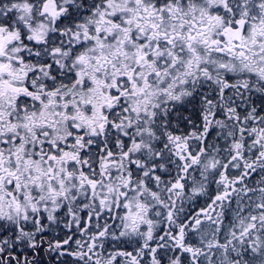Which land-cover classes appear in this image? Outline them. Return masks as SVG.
<instances>
[{
	"label": "snow or ice",
	"instance_id": "6c2138e0",
	"mask_svg": "<svg viewBox=\"0 0 264 264\" xmlns=\"http://www.w3.org/2000/svg\"><path fill=\"white\" fill-rule=\"evenodd\" d=\"M0 264H264V0H0Z\"/></svg>",
	"mask_w": 264,
	"mask_h": 264
}]
</instances>
